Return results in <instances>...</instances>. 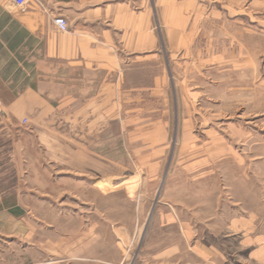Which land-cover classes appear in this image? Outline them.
Wrapping results in <instances>:
<instances>
[{"label": "crops", "instance_id": "obj_1", "mask_svg": "<svg viewBox=\"0 0 264 264\" xmlns=\"http://www.w3.org/2000/svg\"><path fill=\"white\" fill-rule=\"evenodd\" d=\"M263 1L249 0L250 12ZM242 2L30 0L19 8L0 0V204L43 203L65 194L67 182L84 180L106 198L98 182L113 184L115 169L130 171L115 163L114 125L128 154L129 141H137V171L156 179L168 141L156 104L171 83L175 102L180 86L179 107L188 106L181 84L193 61H202V44L257 42L235 19ZM58 16L68 31L56 25ZM155 214L158 229L177 231L178 241L154 244L140 264H264L257 212H230L228 222L222 214L217 242L208 238L215 234L208 222L199 231L178 213Z\"/></svg>", "mask_w": 264, "mask_h": 264}, {"label": "rangeland", "instance_id": "obj_2", "mask_svg": "<svg viewBox=\"0 0 264 264\" xmlns=\"http://www.w3.org/2000/svg\"><path fill=\"white\" fill-rule=\"evenodd\" d=\"M238 5L235 19L257 42L202 44V61H193L181 84L186 107H179L181 87L175 102V84L166 86L154 109L168 133L156 179L137 171V141H129L128 154L114 125L115 163L128 164L130 171L115 169L113 184L98 182L109 191L106 198L84 180L80 187L67 182L65 194L43 203L0 204V264H140L154 244L178 241L177 231L158 229L159 211L178 213L199 231L208 222L215 233L210 242L222 238V218L228 222L230 212H257L264 228V1L254 6L257 12H250L249 0ZM9 208L19 212L12 215Z\"/></svg>", "mask_w": 264, "mask_h": 264}, {"label": "built area", "instance_id": "obj_3", "mask_svg": "<svg viewBox=\"0 0 264 264\" xmlns=\"http://www.w3.org/2000/svg\"><path fill=\"white\" fill-rule=\"evenodd\" d=\"M9 1L14 3V5H16L17 7L23 8L27 5V3L30 0H9ZM54 22L56 23V25L59 27V29L61 31H68L69 24H68V21L65 17H63V16L55 17ZM0 106H1V102H0ZM24 123H27V120H24Z\"/></svg>", "mask_w": 264, "mask_h": 264}]
</instances>
